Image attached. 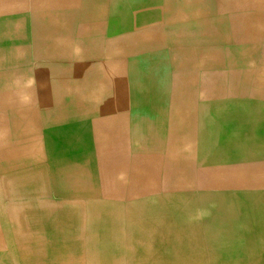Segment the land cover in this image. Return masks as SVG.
Returning <instances> with one entry per match:
<instances>
[{"label": "bare ground", "instance_id": "obj_1", "mask_svg": "<svg viewBox=\"0 0 264 264\" xmlns=\"http://www.w3.org/2000/svg\"><path fill=\"white\" fill-rule=\"evenodd\" d=\"M250 1L260 9L242 35L223 22L201 23L199 52L186 44V34L169 42L168 49L181 57L203 56L179 60L175 70L182 82L170 92L167 75H154L168 72L161 54L139 59V51L154 45L156 32L149 30L140 37L145 43H139V23L159 22L155 1L129 4L126 27L108 31L100 19L101 3L72 34L71 11L32 17L23 0H0V21L8 32L0 38L17 42L0 47V72L19 71L16 86L30 82L31 89L28 122L14 123L12 115L9 127L0 123V264H264V102L245 95L199 101L197 76L189 74L222 65L224 56L216 47L235 39L242 38L236 53L246 60L260 50L264 0H244ZM170 2L165 21L180 24L183 32L184 6L200 14L208 3L184 0L175 14ZM139 9L147 13L141 20ZM34 19L53 22L57 48L35 54L34 37L41 31L35 32ZM76 37L95 60L78 44L72 46ZM89 38L113 39L109 47L115 58L99 60L107 48L84 43ZM43 40L48 45V37ZM12 50L20 52L15 64ZM132 53L135 63L124 64ZM245 67L250 73L248 62ZM9 78L0 76L4 90ZM257 88L263 95L264 87ZM19 91L2 94L18 105ZM40 100L71 107L47 125ZM203 113L221 121L217 138L189 132Z\"/></svg>", "mask_w": 264, "mask_h": 264}, {"label": "rangeland", "instance_id": "obj_2", "mask_svg": "<svg viewBox=\"0 0 264 264\" xmlns=\"http://www.w3.org/2000/svg\"><path fill=\"white\" fill-rule=\"evenodd\" d=\"M133 1H135V2H133ZM139 1L140 0H138V1L137 0H115L114 1L113 0V2H112V0H27V1L23 0V3H25V8L29 12L31 11L32 17H36L39 12H43V11L53 12L54 9H56L57 11L59 10L60 13L71 11L72 14L74 15L72 18V27L74 28L72 34H74L76 32V28L78 27V25L82 24V22H84V20H87L91 16H93V14L95 13V10L97 8L101 7V3L104 4V5H102L104 8L103 9L104 13H102L103 15L100 16V19L103 22L102 26H104L105 31L110 30L112 27H113V29H116L118 27H121V28L126 27V25H127L125 23L126 18H127V16H129V14H131V10L128 7L129 4H132V5H135L138 3L144 4V3H150L152 1H155V3H157V5L160 6V3H161L160 0H141V2H139ZM170 1L171 0H169V2ZM183 1L184 0H172L170 2L172 4V7H173V12L178 11L179 9H181L183 7ZM205 1H207L208 3L205 6V8L203 9L204 13L199 14V12L192 10L191 12L189 11L188 13L185 14L182 11L184 20L188 22V17L191 16V13H192L193 17L195 15H198L194 19H192V21L203 23L204 26L206 25L205 27L214 26L215 25L214 22L215 23L216 22H219V23L223 22L227 26L228 30H231V28H232V32H233L236 29V31L234 33H236V34L239 33L238 34L239 36L242 35V32H243L246 24H250V22H252V20H253V17L256 14H258V13H256V10L260 9V7H257L254 4H252L251 1L248 2V4L245 3L244 0H205ZM79 4L80 5L82 4L81 7H79L80 6ZM121 4H122V6H121ZM149 5H151V4H149ZM108 9H110V11ZM116 10L118 11V13ZM151 10L152 11L154 10L153 6H152ZM156 12L159 14V18H160L159 22L154 23L155 21L150 22L151 20L150 21L147 20L146 25L147 26L152 25V27L154 26V28L149 26L150 28L149 27H146L145 29L143 28L141 30V32L142 31H144V32L139 33L140 34L139 39H141L140 38L141 35L148 33L147 32L148 30H149V32L150 31L156 32V34L153 33V36L151 37L152 39L155 40L154 45L151 47L150 46L146 47L145 48L146 50H142L143 52L142 51H139V52H141V53L149 52L151 54L152 53H160L161 54V60L163 62L165 61L164 63L167 64L168 71H176L175 65H177V63L179 62L180 59H167L168 55L170 53H173L170 51V49H168L170 46L169 42L173 43L176 41V40H174L176 37H180L183 34H186L185 36L187 37V39H186L187 45H189L191 47H194V46L197 47V49H196L197 51L200 50L201 47H204V46L200 47L201 43H200V40L198 39L199 35L193 36V34H191L189 31H187V29H184V32L180 30L179 35H174L172 33V28H170L171 29V31H170L169 28L160 27L159 25L162 22L164 24L168 23V22L166 23V21H165L166 18H168V16H167L168 12L165 10V13H164V11L161 9L156 10L155 13ZM196 12H197V14H196ZM246 12H248V13H246ZM144 13H146V12L141 11V9H139V19L140 20H141V17L144 18ZM244 13H246V14H244ZM109 14H110V16L112 15V17H110ZM175 14H176V12H175ZM120 16L121 17L123 16V17L121 18ZM124 17H125V19H124ZM197 17H201V18L198 19ZM111 18H113V20H111ZM110 20H111V22H110ZM185 21H183V22H185ZM41 23L45 28H47L49 26L50 29L49 30L45 29L41 25ZM52 23L53 22L48 24V23H46V21L34 19V26L36 25L35 27L38 28V29H36L35 32H37L38 30L41 31V32H39V36H40L39 38L34 35L35 36L34 41L36 42L34 44V46H35L34 52H36L35 54L39 55L40 53L41 54L47 53L46 51H44V49L47 48V46L50 47L51 49H54V45H55V47L57 46L56 41L54 40V42H53V39L56 38L57 34H59V33H57L58 30L56 31L55 28L51 25ZM207 23H208V25H207ZM116 24H117V26H116ZM37 25H38V27H37ZM109 26H112V27L109 28ZM136 29H138V28H136ZM177 30L178 29H175L176 33H177ZM60 31H62V30L60 29ZM166 34L168 36H170V40H168V38H167L168 36ZM157 35H159V36H157ZM46 36L48 37V42H49L48 45L43 40L44 38L46 39ZM156 37H158V38L156 39ZM241 39L242 38L235 39L233 41V44L229 42V43H227V45L221 46L220 48L216 47V49L220 50L221 51L220 53H222V55L225 57V58L223 57V60L225 62H223V64L220 66H219L220 63L217 64L216 66L212 65V67L207 68V70H205L206 69L205 68L204 70L207 71L206 77H204L205 80H203V78H201L203 80L202 81L199 77H197L196 84H197V88L199 89L200 95H202L201 100L209 101V100H217V99L218 100L226 99V100L230 101V98H233L236 96H238V98H239L241 95H245V96H247L248 99L262 100L264 102V94L261 95L260 93H258V90H257L258 89L257 87H264V80H263L264 79V68L262 70V66L264 67V42H263V40H261L262 44H261V46H259L260 50H258V52H256L255 54L250 55V60L247 59L248 60L247 61L244 57L240 56V54L236 53L237 50L240 48V46H243L240 43ZM51 42H53V43H51ZM50 45L53 46V48ZM234 50H236V51H234ZM54 53L58 54L59 52L57 53L55 51ZM134 54H136V53H132V54L128 55L127 57L123 58L122 62H124V64L135 63L136 60L134 61V58L132 57ZM138 60L139 59H137V61ZM246 62L249 63L250 73L246 72L247 71L246 67H245ZM228 65H230V66H228ZM221 68H222V70H221ZM219 71H221V72H219ZM228 71H229V73H228ZM223 72H225V73L223 74ZM233 73L235 74V76ZM209 74L212 76H210ZM14 75L15 74L11 71H1L0 72V76H2L4 78H9L11 76L10 78L12 79V77ZM246 75H248L247 79H245ZM220 76H221V78H220ZM260 77H263V78H260ZM10 78H9V80H11ZM166 78L167 79L169 78L168 82H169L170 92H172L173 89H175L174 87L179 86V84L182 82V81H180L181 75H178V74L174 77V79H172L171 76H169V77L167 76ZM237 79H238V81H237ZM221 81H222V83H220ZM224 81L225 82L227 81L228 83L227 82L224 83ZM0 83H1L0 84V88H1L0 89V108L5 110V107H6L5 112L0 113V117L1 116L3 117L0 119L1 120L0 123H5L9 127V125H11L9 122V117H12V115H15L13 113V110L18 109L19 115H20V109H21V114H22L23 111L26 112L28 105L27 104L24 106L18 105L19 107H21L19 109V107L17 105H14L11 102H9L7 96L5 94H2V93H9L13 89L4 90L5 87L7 86L5 84V81L3 83V80H0ZM10 83H12V81H10ZM225 84H227V85H225ZM218 85H219V87H218ZM200 86H202V87H200ZM216 87H218V88H216ZM229 87H231V88H229ZM246 87H247L248 91L245 92ZM202 90H203V92H202ZM14 91L15 90L12 91L13 94H14ZM222 94H224V95H222ZM219 95H220V97H219ZM39 102L42 105L41 106L39 104L40 108L42 109V111H44L43 112V119L44 120H42V122L43 123L45 122L47 125L49 123L55 122L56 118L58 119V117H59L58 113H59V115L62 113L61 112L62 108L69 109L71 107L68 104L65 106H62V105L56 104L54 102H48L47 103V102H44V100H42V101L40 100ZM213 105H216V104H213ZM231 106L234 107V106H237V104L236 105L235 104L228 105V107H231ZM204 108H205V106H202V109H204ZM68 112H69V110H67V112L63 111V113H68ZM27 113L28 112H26V114ZM203 114H201L200 117L196 118L197 120L196 119L193 120V122L191 123L192 129L189 132L194 133L197 137L204 139V140L205 139H214V138H217V136H220V130H219V127H217V126L221 124V121H213L212 122L211 120H209V118L205 114L204 115ZM50 119L53 121L51 122ZM47 125H46V127H47ZM158 126H159V124H158ZM195 126H197V127H195ZM12 128H13L12 130H14V127H12ZM201 150H203V149H201Z\"/></svg>", "mask_w": 264, "mask_h": 264}, {"label": "crops", "instance_id": "obj_3", "mask_svg": "<svg viewBox=\"0 0 264 264\" xmlns=\"http://www.w3.org/2000/svg\"><path fill=\"white\" fill-rule=\"evenodd\" d=\"M169 0H160V8L159 9H161V10H163L164 12H165V4L168 2ZM193 9L189 6L188 7V5L186 4L185 5V7H184V9L182 10L185 14L186 13H188L189 11L191 12ZM196 16H198V15H195L194 17H193V14L191 13V16H189L188 17V22L186 21L185 22V26H184V28H189V29H187L191 34H193V36H198V35H200L201 33H202V30H201V27H203V25L201 24V23H198V22H194V21H192V19H194ZM207 25H208V23H207ZM90 24H86V25H84L83 27H87V28H90ZM152 27V25H145L144 23H139V33H141V30L140 29H143V28H146V27ZM160 27H166V28H172V33L174 34V35H179L180 34V24H176V23H173L172 22V20L170 19L169 21H168V23L167 24H164L163 22L159 25ZM6 26H5V23H3V22H1L0 21V33H2L3 32V34H8V32H7V30H6V28H5ZM26 27H30V23L27 25L26 24ZM149 27V28H150ZM178 27V30H177V33H176V31H175V29ZM152 28H154V26L152 27ZM199 28H200V30H199ZM30 37V36H29ZM74 38V37H73ZM13 39V38H12ZM96 38H89L87 41H85L84 40V43H92V44H95L96 42L97 43H100V44H102V43H104L105 44V47L107 48V49H105L99 56H98V59L99 60H105V61H111V58H115V56L116 55H114V53L112 52V50H111V47H109V43L111 44V42H112V40L113 39H108V40H104V42H103V40H97ZM12 42V43H11ZM29 42H31V40L29 39ZM70 43L72 44V46H74L75 44L77 45H79L80 46V49H81V53L84 55V54H87L91 59H93V60H95L96 59V55H95V53L92 51L91 52V50H90V48L88 49L87 48V46L86 45H82V43H81V40L79 39V37L77 38L76 37V40L74 41V39L72 40V41H70ZM139 43H145V41H143V40H141V39H139ZM9 44L11 45V44H13L12 46L14 47V46H16L15 44H17V42H15L14 40H11L9 37H7V38H5V37H3V38H0V47H3V49H7L8 48V46H9ZM19 48V47H18ZM13 49V48H12ZM30 49V52H31V47L29 48ZM91 49H94L95 50V47L93 46ZM20 56V52H18V51H14V50H12V55H10L9 56V58H10V61L12 62L11 64H15V61H16V59L17 58H20L19 57ZM184 57H181V55L179 54L178 55V53H170L169 55H168V57H167V59H199V58H202L203 56L201 55V54H198V55H196V54H185V55H183ZM200 56V57H199ZM147 57L148 58H150L151 57V55H149V52H144V53H141V52H139V59L140 60H144V59H147ZM158 57V55H156V58ZM3 59H6V55H4L3 56ZM143 72V71H142ZM141 72V73H142ZM190 73L189 74H193V75H195V76H197V77H199L200 79L201 78H204L205 76H206V74H207V71H205V70H203V69H195V71L193 72V73H191L192 72V70L190 69V71H189ZM13 73L15 74L13 77H12V79H11V81H12V83H10V81L8 82L9 83V85H8V89L9 90H11V89H13V90H15V91H17V90H20L19 91V96H21V97H23V99L22 100H19V102L17 103L19 106H24V105H28L27 106V109L28 110H30V108H31V100H30V97H29V99L27 98L26 99V97H27V93L29 94V92H30V90L31 89H29L28 87H30V82L29 83H26V84H18V86H16L17 85V79H19L20 78V76H21V74H20V72L19 71H17V72H14L13 71ZM148 74V73H147ZM178 73L176 72V71H168V72H164V73H159V71H156L155 72V74L154 75H157V76H164V75H167V76H171L172 77V79H174V77L177 75ZM178 75H180V74H178ZM185 75H187V74H185ZM27 81V80H26ZM28 81H30V79L28 80ZM19 87V88H18ZM7 88V86L5 87V89ZM12 90V91H13ZM199 97H200V99H199V101H201V97H202V95H199ZM17 105V106H18ZM18 106V107H19ZM42 106V105H41ZM200 106H201V102H200ZM21 107H19V109H20ZM5 110H6V107H5ZM5 110L4 109H2V108H0V113H4L5 112ZM23 112H24V114H23ZM22 112V114H21V109H20V115H19V111H18V109H14L13 110V113L16 115V117H15V115H13V121L12 122H14V123H17V124H19V125H24L26 122H28V120H27V114H26V112L25 111H23ZM30 111H28V113H29ZM205 113H206V111H205ZM118 115H120L119 113H116L115 114V117H117ZM19 118V119H18ZM124 121H115V122H113V124L115 123V124H122ZM21 129H23V127H21L20 128V130ZM121 130V128L117 131V128L116 129H114V131L115 132H119ZM115 132H114V134H115ZM114 138H117V136H115L114 135Z\"/></svg>", "mask_w": 264, "mask_h": 264}]
</instances>
